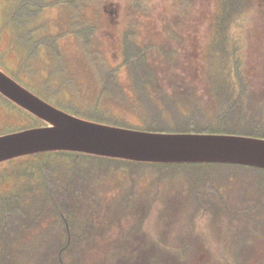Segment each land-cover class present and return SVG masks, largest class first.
<instances>
[{"label":"trees","instance_id":"trees-1","mask_svg":"<svg viewBox=\"0 0 264 264\" xmlns=\"http://www.w3.org/2000/svg\"><path fill=\"white\" fill-rule=\"evenodd\" d=\"M246 1L222 0L220 3L215 35L208 49L210 56H205L202 90L181 74L159 71L144 48L125 32L122 65L126 67L134 100L127 103L117 67L103 64L99 70H109L100 74L99 93H110L119 101V109H135L140 123L131 125L120 121L106 107L101 108L103 97L91 110L73 108L72 112L89 120L146 131L264 138V89L260 92L250 89L238 70L237 58L231 56L229 45L230 25L241 14ZM66 2L74 6H68L72 30L83 31L87 36L93 33L94 25H85L81 19L84 6L80 4H85L84 1L79 0L77 5V0H1L2 26L10 28L12 45L25 56L19 71L26 67L30 56H40L49 49L60 53L58 41L63 34H47L42 16L45 9L61 7ZM164 55L167 60L173 58L169 52ZM64 84L61 80L59 87ZM0 98H3L1 94ZM25 113L31 122L5 133L45 124L32 113ZM16 161L6 162L0 172L1 183L11 180L9 187L0 189V264H88L89 249L98 245L97 236H103L126 215L133 217L126 236L122 234L107 247L110 253L116 250V255L113 260L102 255L97 264H124L122 251L131 247L137 260L129 264L137 261V264H179L181 255L190 250L189 244L178 238L182 250H173L167 242L150 238L143 228L156 199L161 204L159 215L174 214L176 222L189 211L216 210L231 217L242 213L264 215V168L260 167L217 162L149 163L67 151L37 153ZM148 167L155 171L157 182L170 183L169 186L162 184L158 197L149 189H137V180ZM113 170H120L117 174H124L127 184L119 186L110 196L100 195L96 179L102 177V181ZM230 175L233 183L228 180ZM232 189L239 190L237 197L231 194ZM233 199L240 205L233 207ZM47 217L55 218L52 229L58 233L44 238L40 233L37 239H27L26 232L42 227L41 222ZM254 228L259 227L254 225ZM185 230L191 231L190 222L185 223ZM131 237L140 240L141 246L136 249L128 241Z\"/></svg>","mask_w":264,"mask_h":264},{"label":"rangeland","instance_id":"rangeland-1","mask_svg":"<svg viewBox=\"0 0 264 264\" xmlns=\"http://www.w3.org/2000/svg\"><path fill=\"white\" fill-rule=\"evenodd\" d=\"M77 1L78 5L79 0ZM81 1L85 2L80 4L84 6L81 19L85 21V25H94L93 33L87 36L83 31L75 32L73 27L69 26L71 18L68 6L74 7L72 3L66 2L67 7L62 5L45 9L42 21L48 29L46 33L63 34L58 41L60 53L49 49L44 50L40 56H30L26 67L19 71L25 56L12 45L10 28L2 26L0 0V67L9 75H17L12 78L39 97L45 96L50 102L70 112L73 108L91 110L99 103L100 97H103L104 100L100 104L104 106L101 108L106 107L105 109L111 111L120 121L137 125L140 119L135 109H119V101L110 93H103L104 96L99 93L102 84L100 74L109 70L100 71L99 66L103 64L109 68L117 67V76L124 87L127 103L134 100L126 67L122 65L124 33L128 32V38L144 48L159 71L181 74L202 90L205 56H210L208 49L215 35V18L222 0ZM242 10L230 25L231 56L237 58L238 70L249 83L250 89L260 92L264 89V0H247ZM165 52L171 53L173 58L167 60ZM61 80L65 82L63 87H59ZM3 98H0V135L31 122L25 113L27 110L13 102L23 109L20 111L6 103ZM18 158L20 157L10 160L16 161ZM8 161L0 162V172ZM119 171L113 170L104 175L102 181V177L96 179L100 195L110 196L117 192L119 186L127 184L128 180L124 174H117ZM228 180L234 182L232 175ZM10 183V179L0 182V189L9 187ZM163 183L165 186L170 185L169 181L157 182L155 171L148 167L138 178L137 189H149L158 197ZM238 192L239 190H231L234 197H237ZM238 205L240 204L237 200L233 199V207ZM160 208L159 199H156L143 228L150 238L167 242L173 250H182L178 245V238L189 244L190 250L181 255L179 264H264L263 213L258 216L242 213L231 217L230 214L224 215L216 210H213L214 213L209 210L195 213L189 211L176 222L174 214L159 215ZM54 221V217H47L41 222L42 227L27 231L25 237L30 240L37 239L40 233L41 238L56 235L58 230L52 229ZM132 222V215H126L103 236H97L98 245L89 249L88 264H97L102 255L108 256L109 260L114 258L117 251L108 252V244L122 234L125 237V231L129 230ZM187 222L191 223V231L188 232L185 230ZM254 225L259 228H254ZM128 241L133 242L136 249L141 246L136 237H131ZM164 248L167 249V246ZM132 249L131 247L122 251V255H125L122 263L129 264L137 260V255L131 252Z\"/></svg>","mask_w":264,"mask_h":264},{"label":"water","instance_id":"water-1","mask_svg":"<svg viewBox=\"0 0 264 264\" xmlns=\"http://www.w3.org/2000/svg\"><path fill=\"white\" fill-rule=\"evenodd\" d=\"M0 93L45 124L0 135V162L67 151L149 163L217 162L264 168V138L157 132L84 119L39 97L0 67Z\"/></svg>","mask_w":264,"mask_h":264}]
</instances>
